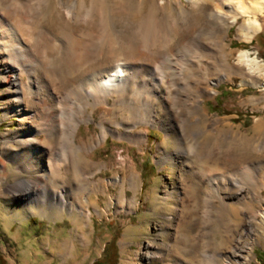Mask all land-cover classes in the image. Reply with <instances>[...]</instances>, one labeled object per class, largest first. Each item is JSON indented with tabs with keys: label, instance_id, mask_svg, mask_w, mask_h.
Masks as SVG:
<instances>
[{
	"label": "bare ground",
	"instance_id": "1",
	"mask_svg": "<svg viewBox=\"0 0 264 264\" xmlns=\"http://www.w3.org/2000/svg\"><path fill=\"white\" fill-rule=\"evenodd\" d=\"M173 1L178 6L177 11L181 19L184 20L187 9L183 1ZM187 1L192 2L196 8V1L205 0ZM219 1H235V5L230 7L228 13L221 6L206 11L209 15V24L216 23L220 29L218 36L211 42L219 56L226 57L224 53L226 27L230 19L262 13L264 0H256L258 1L256 7H247L242 0ZM46 2L38 3L34 11L29 2L0 0V87L4 86L8 90L6 93L0 91V101L8 98L9 105L3 107L6 119L18 117L24 123L22 130L8 133L3 139L0 159L12 163L16 172V182L11 188H6V192L26 204L35 203L37 205L35 211H40L43 215L47 211L53 212L56 216L67 212L80 231L77 235L80 236L79 242L84 241L85 245H88L89 240L87 242L82 232L84 225H89L92 220L90 206H95L96 203L91 201L92 196L106 195L109 185L121 186L122 196L127 188L133 190L136 195L141 186L139 181H133L134 175L127 179L116 174L110 180L95 181L92 188L91 179L94 175L83 166L85 162L82 165L80 154L106 141L109 136L141 148L148 137L146 132L137 131L138 125L158 127L166 134L164 145L159 146L158 161L163 165H177L188 178L189 184H181L184 197H179L183 199L176 196L179 188L163 186L161 198L156 202L162 204L174 200L179 205L188 200V203L182 206L180 233L173 244L167 246L164 243L167 250L158 249V253L155 254L152 251L156 248L155 245L148 242L147 254L143 255L141 251H137L136 260L144 256L148 264H200L201 261L204 264H251L254 246L264 241V212L257 210L256 207L264 204V162H251L237 171L219 174L216 169L202 165L197 167L196 161L194 165L189 157L193 155L195 160L197 157L200 159L199 155H202L206 148V138L211 132L205 139L202 133L203 129L210 125L211 120L204 113L203 103L205 97L211 98L217 94L215 87L224 82L232 83L234 77H239L241 86L264 87V79L257 76L254 67L251 66L254 60L243 53L238 57V62L246 66L245 68H227L221 65L217 73H212L210 68H204L202 56L194 53L195 56L193 54L191 56L196 58V62L174 61L176 59H172V55L165 53L176 40L172 36L180 24L168 17L158 20L155 17L156 12L168 13L173 6L172 2L162 1L157 6H152L148 14L137 23L133 33L126 35L121 32L112 33L115 16L112 15L107 1L90 0L84 13V22L91 24L97 19V28L93 32L86 31L76 35L72 23L80 5L85 7V1H59V5L67 6L64 18L66 22L60 30V36L47 32L41 26L42 21L39 22ZM137 3L134 4L131 0H125L124 3L133 17L141 11ZM260 29V23L254 20L247 27L244 38L251 40ZM122 44L124 46H121ZM188 44L182 46L178 52L188 50ZM122 49H126L130 55L120 59L112 57ZM186 54L189 58L188 53ZM139 55L146 57V64L154 63L158 57L162 60L153 66L141 65L138 64L142 63L138 61ZM168 61L170 64H176L171 69L170 78L180 79V82L175 80L171 84L186 93V101L180 103L173 101V106L179 110L177 116L172 115L166 100L169 97L164 89V86L169 84L168 69L165 71ZM78 89H81L83 95L81 97L84 114L82 113V117L67 134H60L57 120L60 116L57 108L62 104L60 95L66 91L72 94ZM110 99L115 105L125 108L123 113L129 115L131 122L116 123L114 129L101 122L97 140L89 139L87 144L77 146L74 138L80 124L94 121L89 108L105 105ZM173 99L176 100L177 97ZM154 109H159L160 115L152 116L151 110ZM193 117L197 120L200 130L190 125ZM28 119L34 125L25 127ZM256 131L264 132L263 122L256 125ZM40 135L45 136L44 142L39 140ZM58 140L60 142L58 149L53 150V144ZM186 142L189 143L190 151L186 147ZM15 143L20 144L21 151H15L10 147ZM170 143L174 149L168 146ZM258 151L264 154V148ZM124 167L122 165L121 168ZM8 170L7 164L0 162V173L6 172L1 179L6 180L9 177ZM257 170L259 174L256 179L254 178L252 186L249 187L240 180L241 176H249ZM69 179L73 181L68 182ZM59 182L67 186L68 190L74 186L73 190L76 192V188L81 189V201L79 203L72 201V196L63 199L60 195L63 188ZM154 193L159 194L156 191ZM135 199L128 209L129 213H133L137 208ZM201 211L206 218L214 214L209 245L205 241L204 229L200 224ZM173 219L174 216L168 217L170 224ZM167 229H172V225ZM217 236L221 238L219 242ZM171 248L179 259L171 257L169 254Z\"/></svg>",
	"mask_w": 264,
	"mask_h": 264
},
{
	"label": "rangeland",
	"instance_id": "2",
	"mask_svg": "<svg viewBox=\"0 0 264 264\" xmlns=\"http://www.w3.org/2000/svg\"><path fill=\"white\" fill-rule=\"evenodd\" d=\"M18 1L31 3L34 11L38 3L47 1L43 5V14L39 17V22L42 21L40 22L41 26L47 32L60 36V30L66 22L64 18L67 6L64 4L59 5V1L66 0ZM79 1H85V7L82 4L80 5L77 16L72 23L76 35L86 31L93 32L97 28V19L95 23L91 24L84 22V13L86 7L89 6L90 0ZM105 1H107L111 9L112 15L115 16L112 33L121 32L126 35L133 33L137 23L148 14L152 6H157L162 1L172 2L173 6L168 13L156 12L155 14L157 20L168 17L171 21L176 20L180 24L177 25L172 36L176 40L165 54L172 55V59H176L174 61H177V63L196 62V58L193 57L200 55L202 56L203 67L210 68L212 73H217L221 65H225L223 67L227 68H245L246 66H242L238 62V57L245 53L251 57V60L255 61H253L251 66L254 67L253 69L257 76L264 79V51H261L257 44H253L256 36L261 32L264 33V11L256 16L242 15L236 19H230V23L226 27L227 38L224 52L226 57H221L211 42L218 36L220 29L216 23L209 24V15L206 11L210 8L221 6L228 13L230 12V7L235 5V1H196L197 7L194 8L192 2L182 0L187 9V16L184 17V20L181 19L177 11L178 6L174 4L173 0H131L134 4L138 2L137 5L141 7V11L135 17L125 7V0ZM241 2L247 7H256L255 4L258 1L242 0ZM254 20L260 23L261 29L251 40H246L244 38L247 33L246 29ZM187 43H189V49L178 52ZM236 44L246 45L247 47L240 48ZM121 46L124 45L122 44ZM123 53L125 54L123 55ZM186 53L190 56L189 58H187ZM192 54L194 56H191ZM129 55L126 49H122V51L113 54L112 57L120 59V57L124 58L123 56H125L126 58ZM139 56L140 60L138 61L142 63L138 64L141 65L153 66L162 60L161 57H158L154 63L146 64V57L144 55ZM175 66V63L170 64L169 61L167 62L165 71L168 69L167 81L169 84L164 86L165 92L169 97L166 100L173 116H177L179 113L178 108L173 106V101L178 103L186 101V93L171 84L175 80L180 82L179 78H174L175 80L170 78L171 69ZM152 72L155 73L154 71ZM157 74L159 73L157 72ZM0 91L2 93L8 92L4 86L0 87ZM215 91L217 94L211 98L205 97L203 103L204 113L211 120L210 125L203 129L202 133L205 139L208 133L211 132L206 138V148L203 151L204 153L202 152V155H199L201 160L198 157L195 160L193 155L189 157L190 160L193 163L196 161L197 167L202 165L209 169H216L219 174L237 171V169L239 170L251 162H264V154L258 151L260 148H264V132L256 131V125L259 122L264 123V87L241 86L239 77H234L232 83H221L215 87ZM4 96L6 98V95ZM81 96H83L81 89L72 94L66 91L60 95L62 104L57 108L60 115L57 119L60 134H67L69 129L84 114L83 98ZM130 96L129 94L128 97ZM174 97H177V99H173ZM5 105H9L8 98L0 101V153L3 149L4 137L8 133H17L24 128L23 121L18 117L10 119L4 117L3 107ZM31 109L33 108L31 107ZM123 109L125 108L115 105L112 99L105 105L89 108L94 121L80 124L74 138L76 145L87 144L89 139L96 141L100 133L99 124L101 122L113 129L116 123H130L129 115H124ZM151 114L154 117L156 114L160 115L159 109L151 110ZM29 121L30 119L26 121L25 127L34 125L32 121ZM190 122L191 126L200 130L195 117ZM140 130L146 132L148 137L147 142L141 148L128 141L118 140L113 136H109L106 141H102L91 150L80 154L82 165L85 162L83 166L94 175L91 179L92 188L95 186V181L110 180L116 174L123 175L127 179L132 178V175H134L135 177L133 178L135 180L133 181H139V186H141L136 195L133 190L127 188L122 196L121 186L113 187L109 185L106 195L92 196L91 201L96 202L95 206H90L92 220L89 225H84L82 232L87 242L89 240L88 245H85L84 241L79 242L80 236L77 235L80 234V231L77 230L75 221L67 212L56 216L53 212L47 211L43 215L40 211H35L37 207L35 203L26 204L24 201H19L16 197L8 194L6 188H11L16 182V172L12 163L0 159V162L3 161L9 167L7 171L9 177L6 180L1 179V176L6 175V172L0 173V253L6 263L95 264L102 258L106 246L109 244L111 245L110 258H113L114 248L111 242L114 234H119V239L116 243L118 261L115 264H148L143 258L144 256L142 259L136 260L137 251H141L143 255L147 254L146 244L148 242H152L155 245L156 248L152 250L155 254L158 253V249L167 250L164 243L167 246H171L180 233V224L183 217L182 206H185L188 200L185 203H181L183 205H178L174 200L162 204L161 202H156V200L161 198L163 186L179 188L176 196L183 199L184 194L181 191V184H189V180L182 174L177 165H163L158 161L159 146L164 145L166 141L165 132L158 127L146 124L138 125L137 131ZM59 139H61L60 136ZM39 140L44 142L45 136L40 135ZM58 142L59 140L54 142L53 150L58 149ZM250 143L253 144L250 145ZM186 144L188 151H190L188 148L189 143L186 142ZM168 146L174 149L172 143ZM10 147L15 151L22 150L19 143L10 145ZM122 165L125 166L124 169L121 168ZM151 165L154 166V169L147 170L146 166L150 167ZM258 174L259 170L252 172L249 176H241L240 180L250 187L258 177ZM70 181L73 180L69 179L68 182ZM59 185L63 188L60 192L63 199H66V196H72V201L76 203L81 201V189L78 190L76 188L77 193L73 190L75 186L68 190L66 189L67 186H63L61 182H59ZM74 185H76V182ZM155 191L159 194L155 195ZM134 199L136 200L137 208H135L133 213H129L128 209ZM157 203L161 205L158 206ZM121 207L124 209L120 210ZM256 207L257 210H263L264 212V204L256 205ZM202 213L201 211L199 215L200 224L204 229L205 241L209 245L211 241L210 234L214 225V214H210L206 218ZM170 216H174L171 224L168 220ZM171 225L172 229L168 230L167 228ZM216 239L219 242L221 238L217 236ZM171 251L169 254L173 259L180 258L174 254L173 249ZM261 252L264 253V241L258 242L254 246L251 264H261L258 258ZM200 264H204V262L201 261Z\"/></svg>",
	"mask_w": 264,
	"mask_h": 264
},
{
	"label": "trees",
	"instance_id": "3",
	"mask_svg": "<svg viewBox=\"0 0 264 264\" xmlns=\"http://www.w3.org/2000/svg\"><path fill=\"white\" fill-rule=\"evenodd\" d=\"M254 43L259 46V49L261 51H264V33L263 32L259 33L256 36L253 44ZM236 46L240 47V48L247 47L246 45H240V44H236ZM146 169L147 170L154 169V166L153 165H151L150 167L146 166ZM118 239H119V234H114L112 242H111V244L113 245L112 247L114 248V253H113L114 255H112L113 258H110V250H111L110 246L111 245L109 244V245L106 246V249H105V251L103 253L102 258L95 264H115L118 261V251H117V248H116V243L118 242ZM258 258L260 260V263L264 264V253L263 252H261L258 255ZM0 264H7L1 253H0Z\"/></svg>",
	"mask_w": 264,
	"mask_h": 264
}]
</instances>
